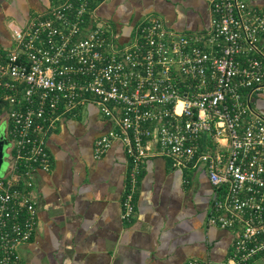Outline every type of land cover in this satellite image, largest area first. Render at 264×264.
Instances as JSON below:
<instances>
[{
  "label": "built area",
  "instance_id": "built-area-1",
  "mask_svg": "<svg viewBox=\"0 0 264 264\" xmlns=\"http://www.w3.org/2000/svg\"><path fill=\"white\" fill-rule=\"evenodd\" d=\"M104 0H64L0 48V103L12 141V173L0 179V264H19L37 225L34 173L51 168L48 138L89 102L113 126L95 141L102 157L122 142L131 169L124 220L136 214L144 160L162 155L180 168L203 166L215 188L208 223L234 233L221 262L264 260V8L255 0H211L210 26L176 32L157 15L121 42L97 10Z\"/></svg>",
  "mask_w": 264,
  "mask_h": 264
},
{
  "label": "crops",
  "instance_id": "crops-1",
  "mask_svg": "<svg viewBox=\"0 0 264 264\" xmlns=\"http://www.w3.org/2000/svg\"><path fill=\"white\" fill-rule=\"evenodd\" d=\"M63 1L0 0V48L13 44L11 25L23 26ZM210 2L104 0L97 14L125 42L149 15L160 16L176 32L206 30ZM255 4L264 8V0ZM253 106L264 116V94L255 96ZM112 126L98 105L89 102L51 132V168L34 173L37 225L33 238L19 248V264H187L194 258L226 259L234 233L208 223L215 188L203 166L180 168L169 157H147L136 214L123 219L131 167L126 147L118 141L102 157L95 156L96 139Z\"/></svg>",
  "mask_w": 264,
  "mask_h": 264
},
{
  "label": "water",
  "instance_id": "water-1",
  "mask_svg": "<svg viewBox=\"0 0 264 264\" xmlns=\"http://www.w3.org/2000/svg\"><path fill=\"white\" fill-rule=\"evenodd\" d=\"M13 144L8 136V129L0 126V179L6 178L12 173L14 157L12 154Z\"/></svg>",
  "mask_w": 264,
  "mask_h": 264
},
{
  "label": "rangeland",
  "instance_id": "rangeland-1",
  "mask_svg": "<svg viewBox=\"0 0 264 264\" xmlns=\"http://www.w3.org/2000/svg\"><path fill=\"white\" fill-rule=\"evenodd\" d=\"M7 118H8V115H7V112L4 111L1 115V119H0V125L5 128L6 125L8 124V121H7Z\"/></svg>",
  "mask_w": 264,
  "mask_h": 264
},
{
  "label": "trees",
  "instance_id": "trees-1",
  "mask_svg": "<svg viewBox=\"0 0 264 264\" xmlns=\"http://www.w3.org/2000/svg\"><path fill=\"white\" fill-rule=\"evenodd\" d=\"M4 104H2V103H0V116H1V114L4 112V106H3ZM130 169H131V167H130ZM129 173H130V171H129ZM142 173L143 172H141V174H140V177L142 176ZM139 180H140V178H139ZM128 182H129V175H128V179H127V185H128ZM126 189H127V187H126ZM126 192V191H125ZM136 195H137V193L135 194V201H136Z\"/></svg>",
  "mask_w": 264,
  "mask_h": 264
},
{
  "label": "flooded vegetation",
  "instance_id": "flooded-vegetation-1",
  "mask_svg": "<svg viewBox=\"0 0 264 264\" xmlns=\"http://www.w3.org/2000/svg\"><path fill=\"white\" fill-rule=\"evenodd\" d=\"M2 115V114H1ZM0 119H1V116H0ZM7 121H8V118H7ZM1 126V125H0ZM2 129H4L2 126H1ZM6 129H9V121H8V124L6 125L5 127Z\"/></svg>",
  "mask_w": 264,
  "mask_h": 264
}]
</instances>
